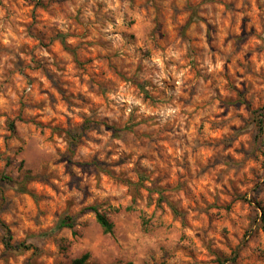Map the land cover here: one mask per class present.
Here are the masks:
<instances>
[{"label":"clouds","instance_id":"1","mask_svg":"<svg viewBox=\"0 0 264 264\" xmlns=\"http://www.w3.org/2000/svg\"><path fill=\"white\" fill-rule=\"evenodd\" d=\"M264 0H0V264H264Z\"/></svg>","mask_w":264,"mask_h":264},{"label":"rangeland","instance_id":"2","mask_svg":"<svg viewBox=\"0 0 264 264\" xmlns=\"http://www.w3.org/2000/svg\"><path fill=\"white\" fill-rule=\"evenodd\" d=\"M264 210H262V212H263Z\"/></svg>","mask_w":264,"mask_h":264},{"label":"trees","instance_id":"3","mask_svg":"<svg viewBox=\"0 0 264 264\" xmlns=\"http://www.w3.org/2000/svg\"><path fill=\"white\" fill-rule=\"evenodd\" d=\"M264 212V211H263Z\"/></svg>","mask_w":264,"mask_h":264}]
</instances>
